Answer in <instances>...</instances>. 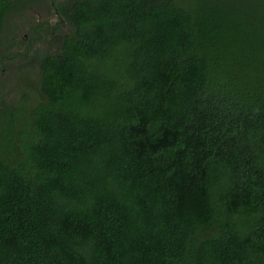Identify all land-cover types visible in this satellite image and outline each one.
Returning a JSON list of instances; mask_svg holds the SVG:
<instances>
[{
    "label": "trees",
    "instance_id": "obj_1",
    "mask_svg": "<svg viewBox=\"0 0 264 264\" xmlns=\"http://www.w3.org/2000/svg\"><path fill=\"white\" fill-rule=\"evenodd\" d=\"M51 8L0 99V264H264V0Z\"/></svg>",
    "mask_w": 264,
    "mask_h": 264
},
{
    "label": "rangeland",
    "instance_id": "obj_2",
    "mask_svg": "<svg viewBox=\"0 0 264 264\" xmlns=\"http://www.w3.org/2000/svg\"><path fill=\"white\" fill-rule=\"evenodd\" d=\"M52 0H40L21 13H13L0 32V99L20 105L29 95L33 102L38 85L39 59L53 49L51 26L56 17ZM41 24L38 33L31 27ZM36 27H34L35 29ZM1 106V105H0Z\"/></svg>",
    "mask_w": 264,
    "mask_h": 264
}]
</instances>
